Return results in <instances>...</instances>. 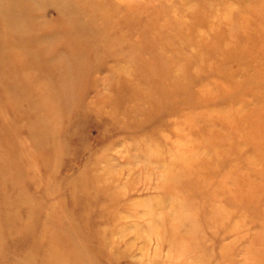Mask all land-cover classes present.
<instances>
[{"label": "rangeland", "instance_id": "rangeland-1", "mask_svg": "<svg viewBox=\"0 0 264 264\" xmlns=\"http://www.w3.org/2000/svg\"><path fill=\"white\" fill-rule=\"evenodd\" d=\"M88 3L121 54L85 66L87 109L0 87V264H264V113L231 122L264 92V0Z\"/></svg>", "mask_w": 264, "mask_h": 264}, {"label": "bare ground", "instance_id": "bare-ground-1", "mask_svg": "<svg viewBox=\"0 0 264 264\" xmlns=\"http://www.w3.org/2000/svg\"><path fill=\"white\" fill-rule=\"evenodd\" d=\"M88 5H90L88 0H0V87L2 88L3 96L7 104L10 105L9 98H11L13 102L12 96L14 95H7L10 89L13 91L22 90L24 93H27L29 90H34L37 87L38 93L47 94L49 96L47 99L52 100L54 103L52 106L47 103H41L39 106H41L40 109L42 112L44 110L49 113H55L57 110L62 111L65 106L75 111H81L85 108L83 102L74 103V105L72 103L77 94L79 85L82 86V75L85 66L90 60L99 61L98 59L102 58L99 56L100 51H104L109 58L111 56L110 54H121V49L119 50L117 44H112L111 42L113 41H107L103 36L100 37L101 34H99V32L97 33V31L92 28V20L90 19V21V16L86 15L89 9ZM54 10L56 11L55 18L54 14H49L50 12H54ZM20 69H30L33 71L31 72L33 76L31 75L29 78L25 77L30 83L26 81L28 83L26 84L22 80L23 78L19 76L18 71ZM36 79L40 86L34 85V80ZM161 87V91L164 93L167 91V88H170L166 85ZM223 87L226 88L225 94L231 90L230 86L227 84L225 86L223 85ZM189 90L186 101L196 98V100L202 104L208 99L209 102L215 100V97L206 95L205 91L201 90V88L195 93L191 88ZM246 97V100L243 101L244 106H241L243 110L242 114L233 115L235 118L232 117L234 119H231V122H233L232 120L241 119L242 116L245 115L253 120L256 117L259 118L260 115L264 113V92L261 96L246 95ZM31 100V96H29L28 100L24 98V101L21 100V105L26 101L25 105L32 108L34 103H31ZM15 104L16 103H14V105ZM45 118L46 117L43 116L41 119L45 121ZM135 122L131 121L129 124L137 126L138 124ZM44 123H47V121L43 122V125ZM249 125L250 124H248V127ZM257 125L259 127H264V117H260ZM259 136H261L260 140L262 141L260 144H263L264 134H259ZM216 137L217 136H215V138ZM248 138L250 140L253 139L252 137ZM223 142L227 143L228 141L224 138ZM259 153L261 158H263L264 151L260 150ZM7 214L9 215V213ZM13 225L15 226V224ZM7 228L9 227L7 226ZM11 228L12 227H10V229ZM34 229L36 230V226ZM16 230L17 229L14 231ZM20 230L22 229H18L19 232H21ZM12 235L10 236L11 238H13ZM32 241H34V238ZM71 243L78 251H81V246H84L83 244L80 245L77 241H71ZM55 251H57V249L54 250V253ZM65 254L69 253L66 252ZM32 255L34 254L30 253L28 255V260H31ZM45 256L44 258L48 259L51 255H47L48 257ZM53 258L56 260L55 257ZM15 260L13 262H15ZM49 261L50 264L54 263L53 260H48L46 262ZM89 263L84 260L82 264Z\"/></svg>", "mask_w": 264, "mask_h": 264}]
</instances>
